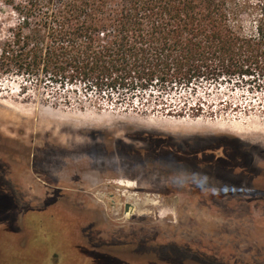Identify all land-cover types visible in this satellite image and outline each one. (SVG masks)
Masks as SVG:
<instances>
[{
    "label": "rangeland",
    "instance_id": "1",
    "mask_svg": "<svg viewBox=\"0 0 264 264\" xmlns=\"http://www.w3.org/2000/svg\"><path fill=\"white\" fill-rule=\"evenodd\" d=\"M14 18L0 0V37ZM21 84L0 77V264H264V81L193 95L199 117Z\"/></svg>",
    "mask_w": 264,
    "mask_h": 264
},
{
    "label": "trees",
    "instance_id": "2",
    "mask_svg": "<svg viewBox=\"0 0 264 264\" xmlns=\"http://www.w3.org/2000/svg\"><path fill=\"white\" fill-rule=\"evenodd\" d=\"M2 1L0 77L54 103L199 117L193 95L264 81V0Z\"/></svg>",
    "mask_w": 264,
    "mask_h": 264
},
{
    "label": "flooded vegetation",
    "instance_id": "3",
    "mask_svg": "<svg viewBox=\"0 0 264 264\" xmlns=\"http://www.w3.org/2000/svg\"><path fill=\"white\" fill-rule=\"evenodd\" d=\"M167 129H170V128H167ZM170 130H175V129H170ZM245 145H246V144H245ZM255 147H257V146H255ZM259 147H261V146H259ZM262 148H264V147H262ZM224 159H227V161H228L229 157H228V156H224ZM243 174H244V173H243ZM251 174H253V173H251ZM239 176H240V175H239ZM254 176H256V177L259 178V179H264V171L254 172ZM241 178H244V175H243ZM238 182H240V178H238ZM120 183H124V182H123V181H120ZM129 185H130V183H129ZM125 207H126V210H127V211L130 210V208H131L130 205H126ZM127 208H128V209H127Z\"/></svg>",
    "mask_w": 264,
    "mask_h": 264
},
{
    "label": "bare ground",
    "instance_id": "4",
    "mask_svg": "<svg viewBox=\"0 0 264 264\" xmlns=\"http://www.w3.org/2000/svg\"><path fill=\"white\" fill-rule=\"evenodd\" d=\"M89 119H90V118H89ZM168 120H169V119H168ZM168 120H167V121H168ZM180 120H181V119H180ZM177 121H179V120H177ZM166 124H167V123H166ZM259 127H261V126L259 125V126H256L255 128L258 129ZM260 129H261V128H260ZM231 130H232V129H231ZM237 134H238V133H237Z\"/></svg>",
    "mask_w": 264,
    "mask_h": 264
},
{
    "label": "water",
    "instance_id": "5",
    "mask_svg": "<svg viewBox=\"0 0 264 264\" xmlns=\"http://www.w3.org/2000/svg\"><path fill=\"white\" fill-rule=\"evenodd\" d=\"M128 209V208H127Z\"/></svg>",
    "mask_w": 264,
    "mask_h": 264
}]
</instances>
